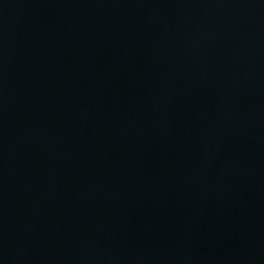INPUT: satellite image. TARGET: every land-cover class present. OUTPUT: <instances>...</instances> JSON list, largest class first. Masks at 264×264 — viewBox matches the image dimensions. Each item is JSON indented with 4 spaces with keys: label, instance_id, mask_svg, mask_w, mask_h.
<instances>
[{
    "label": "water",
    "instance_id": "water-1",
    "mask_svg": "<svg viewBox=\"0 0 264 264\" xmlns=\"http://www.w3.org/2000/svg\"><path fill=\"white\" fill-rule=\"evenodd\" d=\"M0 264H264V0H0Z\"/></svg>",
    "mask_w": 264,
    "mask_h": 264
}]
</instances>
